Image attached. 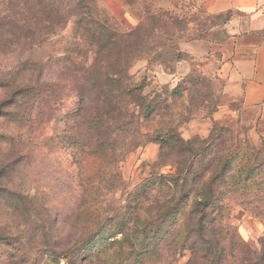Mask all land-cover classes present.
Here are the masks:
<instances>
[{
  "label": "rangeland",
  "instance_id": "374dc122",
  "mask_svg": "<svg viewBox=\"0 0 264 264\" xmlns=\"http://www.w3.org/2000/svg\"><path fill=\"white\" fill-rule=\"evenodd\" d=\"M11 1L0 0V13ZM217 1L96 0L95 15L102 12L116 29L138 28L143 40L148 37L149 49L136 58L129 75L162 109L142 120L146 137L116 166L90 149L80 154L72 139L83 77L73 79L62 68L90 65L96 58L76 20L44 38L0 49V264H67L61 256L55 260L54 247L71 245L92 231L86 221H127L129 228L152 221L146 235H136L138 256L130 258L117 246L103 249L121 237L117 228L105 229L87 248L96 255L93 264H140L141 259L143 264H184L189 253L173 261L171 251L190 201L178 211L171 205L162 209L153 201L165 202L171 193L149 185L174 171L168 164L153 166L160 151L153 139L169 124L184 141L210 136L194 173L201 164L207 180L227 169L216 185L221 211L214 219L218 237L233 248L230 259L237 257L241 242L251 251L264 247V105L244 106L239 83L231 78L234 60L250 58L264 31L256 23L259 11L216 12ZM30 63L33 71H23ZM23 86L39 89V100L32 93L17 95L16 87Z\"/></svg>",
  "mask_w": 264,
  "mask_h": 264
},
{
  "label": "trees",
  "instance_id": "16d2710c",
  "mask_svg": "<svg viewBox=\"0 0 264 264\" xmlns=\"http://www.w3.org/2000/svg\"><path fill=\"white\" fill-rule=\"evenodd\" d=\"M96 7V0H12L9 7L0 13V49L7 51L22 42L44 38L69 19L76 20L96 58L90 65L70 63L62 68L66 73L73 74V79L83 77V85L77 91L75 137L72 139L76 140L80 154L90 149V154L96 158L107 157L109 165L116 166L126 153L139 146L142 137H146L141 134L142 120L159 115L162 109L158 107L156 99L148 101L143 95V86L133 83L129 75L136 58L149 49L148 37L143 40L138 28L128 32L116 29L112 20L102 12L101 16L94 14ZM152 33L154 34L151 32L149 36ZM33 65L34 63L24 64L22 70L33 71ZM36 82H39V78ZM16 90L17 95L32 93L35 101L41 96L39 89L33 86L16 87ZM169 125L157 135L158 138L153 139L160 147L158 161L153 166L165 167L168 164L174 171L158 175L149 185L159 187V191L171 193L166 195L169 198L165 202L161 198L153 201L155 205L162 206V209L171 205V208L178 211L190 201L183 214L180 239H174L172 243L173 261L174 256L188 252V260L184 264H227L232 260L239 264H264L263 246L251 251L241 242L236 249L237 257L230 259L229 251L232 252L233 248L229 250L230 247L228 249L217 235L214 218L219 216L221 207L218 205L220 194L216 191V185L223 181L227 169L221 167L207 180L204 179L203 171H200L201 164L198 171L193 172L196 163H200L198 159L202 160L208 149L210 136L207 140L193 138L184 141L173 135L168 129ZM220 132L217 130V134H221ZM147 142H151V139L148 138ZM209 163L207 166H211ZM116 177L115 174L112 181ZM189 182L191 186L185 189ZM112 184L114 187V183ZM86 222L92 224L93 230L76 238L71 245L59 250L54 247L55 260L61 256L67 259V264H93L95 261L91 258L95 254L87 248L101 238L99 236L105 229L115 228L121 234L120 240L103 246V249L109 250L117 246L125 257L138 256L136 248L139 242L137 243L136 235H146L152 224V221H144L138 224L139 227L132 225L129 228L127 221ZM156 222L158 221H153ZM138 253L144 255L143 251ZM239 254L245 257L238 258ZM140 264H143L142 259Z\"/></svg>",
  "mask_w": 264,
  "mask_h": 264
},
{
  "label": "crops",
  "instance_id": "0c3cea01",
  "mask_svg": "<svg viewBox=\"0 0 264 264\" xmlns=\"http://www.w3.org/2000/svg\"><path fill=\"white\" fill-rule=\"evenodd\" d=\"M260 6V0H218L215 5L216 12L229 9L248 13L259 11L256 23H262L264 31V10ZM231 69V78L239 83L244 106L257 108L264 105V39L255 46L250 58L235 59Z\"/></svg>",
  "mask_w": 264,
  "mask_h": 264
}]
</instances>
